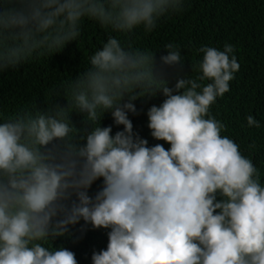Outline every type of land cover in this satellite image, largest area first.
Segmentation results:
<instances>
[{"label":"clouds","instance_id":"clouds-1","mask_svg":"<svg viewBox=\"0 0 264 264\" xmlns=\"http://www.w3.org/2000/svg\"><path fill=\"white\" fill-rule=\"evenodd\" d=\"M186 2L0 0V72L61 52L85 21L115 34L68 85L67 107L0 116V264H78L50 242L81 221L109 230L92 264H264L260 169L212 111L240 70L235 46H201L195 75L170 87L155 75L154 53L122 39L152 33ZM164 48V64L183 65L178 44ZM157 93L165 99L148 109V127L168 149L149 146L129 118L133 101ZM75 110L89 129L72 123ZM107 112L122 130L101 126Z\"/></svg>","mask_w":264,"mask_h":264},{"label":"trees","instance_id":"trees-1","mask_svg":"<svg viewBox=\"0 0 264 264\" xmlns=\"http://www.w3.org/2000/svg\"><path fill=\"white\" fill-rule=\"evenodd\" d=\"M109 33L92 21H85L81 36L69 42L58 53L40 57L16 68L0 72V116L4 119L28 111L49 112L57 106L70 103L68 85L91 67L90 57L107 42ZM122 39L140 51L148 50L155 56V75L174 86L179 77L195 75L192 64L202 59L196 50L208 45L223 50L225 44L235 46L240 70L230 82L231 91L213 105V114L228 125V132L240 144L245 155H250L260 169L264 182V0H187L185 10L159 22L152 32L136 29ZM168 43L181 47L183 65L169 66L161 61L168 52ZM127 99V98H126ZM165 97L146 95L133 101L137 114L129 113L134 131L149 141V146L170 144L156 140L148 127L147 111L159 105ZM253 115L262 127H247V116ZM72 123L79 129L90 128L86 116L79 110L70 113ZM0 122H3L0 119ZM113 126V134L122 130L113 123L110 112L104 114L101 126ZM255 143L254 149L249 145ZM102 186V178L96 181L89 195L94 196ZM109 230L93 229L83 221L70 226V234L56 237L50 243L54 248L73 251L78 264H92L94 251L106 249Z\"/></svg>","mask_w":264,"mask_h":264}]
</instances>
